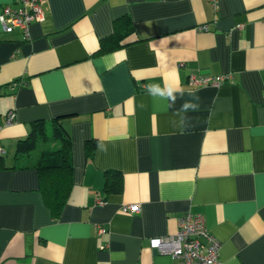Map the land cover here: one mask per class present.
Returning a JSON list of instances; mask_svg holds the SVG:
<instances>
[{
    "label": "crops",
    "instance_id": "crops-1",
    "mask_svg": "<svg viewBox=\"0 0 264 264\" xmlns=\"http://www.w3.org/2000/svg\"><path fill=\"white\" fill-rule=\"evenodd\" d=\"M12 3L0 0V12ZM43 8L28 38L0 23V123L16 114L0 129V264H179L151 240L175 234L190 211L221 241L218 264H264V0ZM121 17L128 43L101 52ZM222 74L232 78L220 86L190 84ZM57 117L74 174L54 220L20 141ZM107 170L122 174L121 192L105 190Z\"/></svg>",
    "mask_w": 264,
    "mask_h": 264
},
{
    "label": "trees",
    "instance_id": "trees-1",
    "mask_svg": "<svg viewBox=\"0 0 264 264\" xmlns=\"http://www.w3.org/2000/svg\"><path fill=\"white\" fill-rule=\"evenodd\" d=\"M120 19V21H119ZM115 31L101 41L100 51H111L126 45L125 24H130L129 17L118 18ZM127 27V25H126ZM94 143H87V154L94 153ZM33 149L37 151L35 154ZM20 151L25 155V167L35 168L39 176V192L44 204L54 220L59 219L68 202L73 188L74 163L72 155V139L60 118H54L47 124L44 120L32 123L31 134L20 141ZM24 154V153H22ZM123 176L119 171L107 170L105 173V190L121 192Z\"/></svg>",
    "mask_w": 264,
    "mask_h": 264
},
{
    "label": "built area",
    "instance_id": "built-area-1",
    "mask_svg": "<svg viewBox=\"0 0 264 264\" xmlns=\"http://www.w3.org/2000/svg\"><path fill=\"white\" fill-rule=\"evenodd\" d=\"M217 9L219 0H209ZM43 0H13L5 5L0 12V23L5 33H13L19 29L25 38L29 37L30 26L34 22L44 19ZM199 29H206L205 25ZM231 74L190 76V84L194 86H220L229 82ZM15 111L10 110L5 116L4 125H12L15 121ZM6 150L0 145V155ZM98 204L104 201L99 199ZM124 212H137L140 204L124 205ZM105 227H100L105 232ZM151 247L158 253L170 255L179 264H218L221 241H219L207 228L203 215L187 212L178 219V230L175 234L156 237L151 240Z\"/></svg>",
    "mask_w": 264,
    "mask_h": 264
},
{
    "label": "rangeland",
    "instance_id": "rangeland-1",
    "mask_svg": "<svg viewBox=\"0 0 264 264\" xmlns=\"http://www.w3.org/2000/svg\"><path fill=\"white\" fill-rule=\"evenodd\" d=\"M37 151H38V150H37ZM37 151H34V154H35Z\"/></svg>",
    "mask_w": 264,
    "mask_h": 264
}]
</instances>
